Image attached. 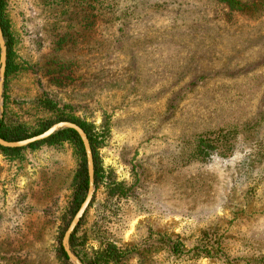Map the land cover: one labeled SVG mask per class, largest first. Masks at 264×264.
<instances>
[{
	"label": "rangeland",
	"instance_id": "374dc122",
	"mask_svg": "<svg viewBox=\"0 0 264 264\" xmlns=\"http://www.w3.org/2000/svg\"><path fill=\"white\" fill-rule=\"evenodd\" d=\"M97 1L98 17L82 19V0H9L16 70L0 119L33 131L55 116L47 96L97 147L102 177L73 253L85 264L113 241L129 253L119 264H260L264 0ZM50 52L67 63L65 85L43 68ZM79 162L67 140L0 152V264H66L58 246ZM204 231L218 255H175L157 240L189 250Z\"/></svg>",
	"mask_w": 264,
	"mask_h": 264
},
{
	"label": "trees",
	"instance_id": "16d2710c",
	"mask_svg": "<svg viewBox=\"0 0 264 264\" xmlns=\"http://www.w3.org/2000/svg\"><path fill=\"white\" fill-rule=\"evenodd\" d=\"M220 1L229 4L230 6L234 5L235 2V0H220ZM97 2L99 3L100 1L82 0V19L83 18L88 19L92 16L93 17L97 16V15L90 16V14L97 11ZM0 24L3 30L4 39L7 46V64H6L5 75L6 77H8L14 70H16V63H15L16 38L12 32V23L9 13V0H0ZM52 52L49 53L48 58L43 65V68L46 70V74L50 76L51 81L55 85H65L67 83V80L65 78L70 76L69 74H66L64 76L62 75L65 74L67 63L55 60L56 59L54 58L55 53ZM0 59H1V47H0ZM40 102L47 111L52 112L53 114H55V116L43 119V121H41L39 126L30 132L26 129V127L23 124L10 123L5 120V117H2L0 119V136L9 141H17L38 135L44 132L45 130H47L48 128H50L54 123L59 121H72L79 124L88 134L91 143L93 156H94L95 185L96 188H98L100 179L102 177V169L99 166V162H98L97 147L95 145V141L91 135L90 129L87 126V124L85 122L80 121L79 119L74 118L71 115L65 114L63 111H60L58 104L47 96L41 98ZM4 106H5L4 116H6L7 113H9V102L6 95H4ZM66 140L70 141L75 146L80 158L79 167L74 180L75 187L73 191L72 200L70 201L68 215H66V217L63 219V228L58 246V251L61 258L66 264H69V256L63 246L64 233L69 227L73 217L79 210L82 202L85 200L89 188L87 155L83 141L79 133L75 129L62 128L56 131L55 133H53L50 137L41 141L31 143L27 147H37L39 145L46 143L50 145H55L64 142ZM24 148L25 147H5L0 145V152L6 158L13 159L18 157ZM114 190L115 188H113L112 193H115ZM95 197L96 195H94V198ZM89 208L87 209V211L89 210ZM87 211L85 214H87ZM84 217H82V219L80 220L79 224L75 228L70 238V244L73 251L80 256H81V249L79 247L80 243L77 234L81 224L83 223ZM157 240L161 243L167 244V248H169L170 251L175 255H180L186 251V252H193L198 257H205V256L212 257L220 253V247H221V241L217 237V235H215V233L213 234L207 231H204L202 236H200L198 240V244H195L189 250H186L184 248V243L181 238H173L169 235L163 234V235H158ZM208 242L210 243V245H207ZM128 256L129 253L126 248L120 247L117 243L111 241V242L102 243L101 247L97 249L94 252V254L91 256L82 255V260L84 261L85 264H112V263L119 264L123 260L127 259ZM260 264H264V259L260 261Z\"/></svg>",
	"mask_w": 264,
	"mask_h": 264
},
{
	"label": "water",
	"instance_id": "95a60500",
	"mask_svg": "<svg viewBox=\"0 0 264 264\" xmlns=\"http://www.w3.org/2000/svg\"><path fill=\"white\" fill-rule=\"evenodd\" d=\"M0 47H1V59H0V63H1V66H0V96H1L2 90H3V80L5 77L6 64H7V46H6V42L4 39V34H3L1 24H0ZM0 108H1V105H0ZM62 128H72V129H75L79 133V135L83 141L85 151H86V155H87V164H88V173H89L88 192H87L85 200L82 202L79 210L77 211V213L73 217L68 229L65 232L64 238H63V246H64L68 256L72 260L77 262L78 264H81L71 249L70 238H71V235L74 232L75 228L79 224L80 220L84 216L87 208L89 207V205L93 199L95 189H96L94 156H93L91 143H90V140H89V137H88V134L86 133V131L79 124H77L75 122L60 121L58 123L53 124L50 128H48L44 132H42L38 135L32 136V137H28L26 139L17 140V141H9V140H6L0 136V145L5 146V147H26V146L30 145L31 143L41 141V140H44V139L50 137L53 133H55L56 131H58Z\"/></svg>",
	"mask_w": 264,
	"mask_h": 264
}]
</instances>
